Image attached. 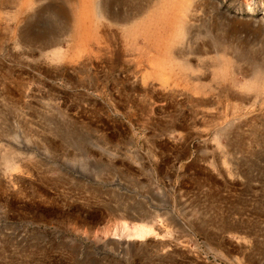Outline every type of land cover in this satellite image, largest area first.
<instances>
[{
    "label": "rangeland",
    "instance_id": "374dc122",
    "mask_svg": "<svg viewBox=\"0 0 264 264\" xmlns=\"http://www.w3.org/2000/svg\"><path fill=\"white\" fill-rule=\"evenodd\" d=\"M0 264H264V0H0Z\"/></svg>",
    "mask_w": 264,
    "mask_h": 264
}]
</instances>
